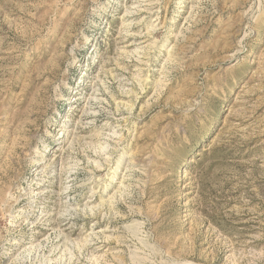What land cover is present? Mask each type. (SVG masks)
Instances as JSON below:
<instances>
[{
	"label": "rangeland",
	"instance_id": "374dc122",
	"mask_svg": "<svg viewBox=\"0 0 264 264\" xmlns=\"http://www.w3.org/2000/svg\"><path fill=\"white\" fill-rule=\"evenodd\" d=\"M0 264H264V0H0Z\"/></svg>",
	"mask_w": 264,
	"mask_h": 264
}]
</instances>
